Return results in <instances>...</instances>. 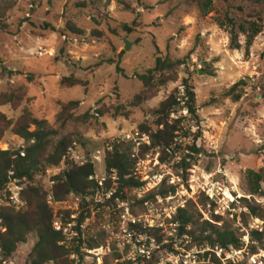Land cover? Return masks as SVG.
Masks as SVG:
<instances>
[{"label":"rangeland","instance_id":"rangeland-1","mask_svg":"<svg viewBox=\"0 0 264 264\" xmlns=\"http://www.w3.org/2000/svg\"><path fill=\"white\" fill-rule=\"evenodd\" d=\"M211 1L203 16V0H0V97H13L14 102L0 105V151L25 147L7 126L27 112L46 121L48 150L70 139V155L91 162L94 178L102 185L99 198L84 200L87 206L80 198L68 197L65 204L52 208L64 212L73 231L84 216L81 239L101 246L96 251L82 246L80 264H114L116 256L119 263L135 264L138 257L144 259L141 264H217L216 260L264 264V180L263 195L251 196L247 177L248 172L264 175V30L250 46L239 34L240 49L234 50L227 25V19L232 20L236 32L242 24L264 26V4ZM68 25L82 34L70 33ZM93 31L101 36H92ZM124 39L131 43L127 52ZM157 58L173 65L169 75L175 79L163 86L154 81L145 88L137 77L147 75ZM64 78L76 79L80 85H62ZM238 82L241 98L231 104L224 95ZM185 84L195 95L197 118L181 104L171 115V119L184 118L176 147L166 151L163 161L152 151L140 156L143 146L131 149L138 162L133 176L143 186L112 200L104 198L116 189L113 182L105 188L107 147L114 142L129 146L120 142L127 134L154 132L152 111L173 90L184 91ZM71 102L78 105L63 109ZM140 126L148 127V132ZM193 146L198 153L189 149ZM63 169V164L48 169V174L35 178L37 185L49 193L50 181ZM26 184L20 182L23 190ZM170 189L173 192L166 197L160 194ZM177 209L200 217L199 222L225 225L235 231L242 247L222 252L193 246L178 237L171 224ZM214 217L220 221L213 222ZM133 223L159 229L162 243L137 236L130 227ZM252 232L261 234L262 242ZM74 237L70 234L65 241ZM34 242L30 236L17 246L15 264H29ZM206 252L210 254L205 256Z\"/></svg>","mask_w":264,"mask_h":264},{"label":"trees","instance_id":"trees-1","mask_svg":"<svg viewBox=\"0 0 264 264\" xmlns=\"http://www.w3.org/2000/svg\"><path fill=\"white\" fill-rule=\"evenodd\" d=\"M256 6L264 4V0H252ZM212 5L211 0H203L200 5V10L203 16H206ZM84 6V4H81ZM227 25L230 27L229 45L234 50L240 49L239 34L244 36L245 45L250 46L254 38L264 30V26L256 22L239 25L237 27L232 20L227 19ZM48 28V25H45ZM126 32H130L129 27L123 25ZM68 31L75 35H81L82 31L74 25H68ZM92 36L99 38L100 33L93 31ZM173 70V65L160 58L156 59L155 67L148 71L147 75H141L137 78L141 81L145 88L157 82L160 86L174 80V77L169 75ZM157 77V78H156ZM62 85L67 87H75L80 85V81L72 78H64L61 80ZM240 82L234 84L229 91L224 95L225 99L231 104L237 103L241 95L239 93ZM176 90H173L169 96L162 101L158 107L152 111L154 119L155 131L149 134L150 145L143 146L140 151V156L150 151L159 153L160 161H163V155L167 150H173L176 147L175 139L179 132V126L183 119L181 116L176 119H171L172 114L177 113L179 107ZM140 100V97H136ZM184 106L189 115L195 116V95L190 86H184ZM13 97L2 95L0 97V105L13 104ZM77 102L67 104V107L77 106ZM10 132L19 137L26 144L18 150L0 151V189L4 188L12 180H25L26 187L22 191V200L25 202V207L20 211L12 209H3L0 213L2 227L4 232L0 231V249L5 256H11L17 246L25 244L30 236L35 240L31 252L29 254V264H73L70 260L72 254L80 255L79 248L86 244L88 250L96 251L101 248L95 240L81 241L78 240V247L75 250L68 249L64 245L63 237L60 233L52 229L53 213L52 208L46 203V192L43 191L40 185H37L35 178L43 175L48 169L57 168L63 164L64 169L55 177H53L54 185L51 189L53 201L56 203L63 202L70 194L80 196L83 205L87 206L85 199L91 200L97 195L100 190L97 181L94 179V166L91 162H86L79 166L68 160L67 150L71 146L70 139L60 140L51 150H48V131L47 123L44 120H37L29 113H23L14 123H8L7 126ZM33 127V131L30 128ZM140 130L148 132L149 128L140 126ZM2 132H0V140ZM83 146L87 142L79 141ZM111 151L106 152L104 156V171L108 177L105 181L106 190L113 182L116 185L115 192L112 194L111 200L123 195L125 190L139 189L143 183L135 180L132 177V172L135 165V160L130 157V146H123L116 142L111 143ZM192 152L198 153L195 147L189 148ZM248 179L252 186L249 190L251 196H262L260 183L264 180L262 172L247 173ZM112 178H114L112 180ZM173 189L163 190L160 194L166 197ZM244 203L247 201L242 200ZM145 201H140L143 204ZM254 217H257L255 210L248 205L246 206ZM68 217V215H67ZM85 219L80 216L77 220L80 224ZM195 215L184 209H177L176 213L171 218V224L178 233V237H184L186 241H190L193 246L208 247L209 249H218L222 252H227L230 248L240 250L242 247L240 238L237 237L235 231L222 225L220 227L208 221L199 222ZM220 219L214 217L213 222L218 223ZM131 229L137 236L145 237L149 241L156 244H161L163 239L159 229L143 228L140 224H130ZM79 231V229H77ZM80 234V233H79ZM258 242H262V235L256 232L251 233ZM210 254L205 253V256ZM81 258V255H80ZM121 258L116 256L114 264H135L134 261L128 260L119 263ZM144 259L138 257L137 263L141 264ZM217 264H220L216 260Z\"/></svg>","mask_w":264,"mask_h":264},{"label":"built area","instance_id":"built-area-1","mask_svg":"<svg viewBox=\"0 0 264 264\" xmlns=\"http://www.w3.org/2000/svg\"><path fill=\"white\" fill-rule=\"evenodd\" d=\"M176 96L178 97L177 101L179 102V106L182 104L181 108L184 111H186V113L188 114L187 109L184 106V100H182L184 98V91L178 93ZM179 109H180V107H179ZM172 115H174V114H172ZM120 142L129 144V146L131 147L132 150H135V149L139 148L140 146H146V145L148 146V145H150L149 144V136L144 134V133L140 134L138 132H135L133 134L124 135L123 137H121ZM73 146H74V144H73ZM107 151L108 152L111 151V146L107 147ZM71 153H72V148H69L68 152H67L68 160H70L71 162H73V163H75V164H77L79 166H81L84 163H86L82 159H80L78 157H75L73 155H70ZM130 157H131V159H134V155L132 154L131 151H130ZM136 165H138V162L135 163V165H134V169H133V172H132V177L135 180H138V179H136L133 176L134 170H136ZM48 173H49V171H47V174ZM22 181H25V180H22ZM20 182L21 181H19V180H12L4 188L0 189V213H1V211L3 209H12L14 211H20L21 209H23L25 207V202L22 200L23 188L20 185ZM97 183H98V186L100 188V190L97 193V197L99 198V195L101 194L100 191L102 190V185L99 182H97ZM53 185H54V180L52 179L50 181V186H53ZM113 193H108V195L104 196V198L106 197L107 200H111V197H112ZM68 197H74L75 199H79V198L82 199L80 196H77V195H74V194H70ZM87 199H85V201ZM90 200H91V198H90ZM65 201L59 202V203L54 202L53 198H52L51 190L49 191V193L46 194V203L51 208L60 206L62 204H65ZM53 211H54V209L52 210V213H53L52 229L55 232H58V233H60L62 235L63 242L61 243V245H64L68 249H73L74 247H78V240L80 238H82L83 230L85 228L84 227V220L85 219L80 224L77 222L76 226L74 227V231H73V229H71L72 228L71 227V222L72 221L66 222V219L64 218L65 217L64 216V212L58 213V211H54V212ZM133 224H135V223H133ZM173 226H175V225H173ZM77 229H79V231ZM0 231L4 232V228L2 227L1 218H0ZM70 234L74 235L75 237L72 238L68 242L65 241L66 238H68V236ZM81 241H83V240L81 239ZM66 243L73 244V247H71V248L67 247ZM81 248L82 247L79 248V253H80ZM86 250H88V249H86ZM88 251H91V250H88ZM80 255H81V258H82V254L81 253H80ZM80 255L79 256L76 255V254H72L71 255V256H74V257L76 256L78 258L76 260L73 259V261H74L73 264H80L81 263ZM0 264H15L14 263L13 254L11 256H5L3 251L0 249Z\"/></svg>","mask_w":264,"mask_h":264},{"label":"water","instance_id":"water-1","mask_svg":"<svg viewBox=\"0 0 264 264\" xmlns=\"http://www.w3.org/2000/svg\"><path fill=\"white\" fill-rule=\"evenodd\" d=\"M123 50L125 52L129 51L130 47H131V43L129 41H127L126 39L123 40Z\"/></svg>","mask_w":264,"mask_h":264}]
</instances>
